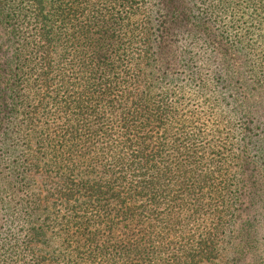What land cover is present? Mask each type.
I'll list each match as a JSON object with an SVG mask.
<instances>
[{
    "label": "trees",
    "instance_id": "16d2710c",
    "mask_svg": "<svg viewBox=\"0 0 264 264\" xmlns=\"http://www.w3.org/2000/svg\"><path fill=\"white\" fill-rule=\"evenodd\" d=\"M230 10L264 28L262 0H0V264H24L14 246L47 264L29 246L49 231L61 264L69 247L91 264H264V59L215 32ZM198 44L236 128L224 159L157 89ZM202 218L217 222L197 237Z\"/></svg>",
    "mask_w": 264,
    "mask_h": 264
},
{
    "label": "rangeland",
    "instance_id": "374dc122",
    "mask_svg": "<svg viewBox=\"0 0 264 264\" xmlns=\"http://www.w3.org/2000/svg\"><path fill=\"white\" fill-rule=\"evenodd\" d=\"M264 2V0H262ZM207 5L212 2V0H205ZM244 6V4H241ZM225 15L219 16V21L217 20V25L214 27L215 32H220L223 36H228L231 40L240 39L242 42L249 47L248 51L250 57L253 61H259L264 59V34H262L261 29L264 28L255 21L257 15H253L251 10H245L242 14L236 10H230V14L235 16L234 23L230 21V18L226 13ZM192 56L195 57L191 65V70H185L184 68H178L173 70L166 82H159L157 89H160V92L164 93L168 99L175 116L183 119H188L190 116H194L193 126H196L200 129L203 134V140L198 144L199 147H203L207 153L210 154H220L222 159H224L228 154L229 144L234 142L232 136H234V130L231 123H234L231 118H228V114L223 109L222 105L219 102V94L217 90L211 84V75L213 72L212 67L208 63L210 53L206 51L200 44L194 45L191 47ZM43 122V118L40 116L38 118ZM231 122V123H230ZM236 153V148L234 149ZM226 169V168H225ZM229 173L235 171L236 167L233 165L228 168ZM228 173V174H229ZM229 174V175H230ZM45 176L38 175L36 178L38 184ZM221 180H217L214 185L210 188V191H216L220 184ZM216 197L215 193L210 194L209 200H214ZM81 205L84 201H80ZM228 218H224V221H227ZM214 223L217 220L202 218L201 229L197 233V237L202 234L208 236L210 230ZM10 234L15 233L14 228L10 229ZM205 232V233H203ZM56 234V233H54ZM9 238L8 234L2 230L0 233V260H3L8 257L10 252L8 246H2L1 242H4ZM47 238L52 240V243H48L47 246H34L31 245L29 248L35 249V256L41 259V261L47 264H56L62 263L63 254L60 253L64 251L61 246V242H57L53 234L49 231L47 233ZM19 238V242H22ZM259 252L256 253L258 256H262L264 260V233L262 239L260 240ZM95 245V244H94ZM69 247V246H68ZM84 248L88 246H83ZM92 249H95V246H89ZM222 249L223 246H217ZM24 246H14L12 256L17 254L20 258H23L22 262L28 263L32 261L31 256L23 255ZM216 248V247H215ZM85 250V249H83ZM180 251L181 249H177ZM183 250V249H182ZM69 254H64L66 262L71 261L72 264H91L90 261L95 263V258L93 257L89 261L87 252L82 253L80 257L73 255L70 251ZM62 254V255H60ZM184 260L179 261V264H184ZM219 260L213 261L211 264L218 263ZM206 264V263H203ZM210 264V263H208Z\"/></svg>",
    "mask_w": 264,
    "mask_h": 264
}]
</instances>
